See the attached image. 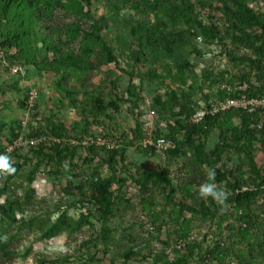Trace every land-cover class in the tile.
Returning a JSON list of instances; mask_svg holds the SVG:
<instances>
[{
  "label": "rangeland",
  "instance_id": "374dc122",
  "mask_svg": "<svg viewBox=\"0 0 264 264\" xmlns=\"http://www.w3.org/2000/svg\"><path fill=\"white\" fill-rule=\"evenodd\" d=\"M29 1L3 14L0 0V50L25 68L0 63V154L16 169L0 174V264H264V129L231 113L187 142L223 85L264 92V0H47L39 31ZM97 137L118 151L78 145ZM159 138L170 147L141 146ZM216 148L213 168L198 161ZM216 169L253 197L235 204Z\"/></svg>",
  "mask_w": 264,
  "mask_h": 264
},
{
  "label": "trees",
  "instance_id": "16d2710c",
  "mask_svg": "<svg viewBox=\"0 0 264 264\" xmlns=\"http://www.w3.org/2000/svg\"><path fill=\"white\" fill-rule=\"evenodd\" d=\"M15 1L17 0H4V4L2 7L1 12L4 14L6 12H8L11 8H13ZM40 1L42 2H47V0H30L29 3H27V7H29L30 10V16L29 18H27V23L29 24V26L31 27H37L38 31L42 28L43 23L41 22V17L40 15H38L37 11H36V7L38 5V3L40 4ZM31 2L33 5H31ZM31 5V6H30ZM30 35H33L30 33ZM19 39L18 34H12L8 39H6L4 41L3 44H1V48H7L9 47L12 43H14L16 40ZM38 40L40 41V47L43 48V42L45 43L46 41V37L40 36L38 38ZM37 43V42H36ZM45 48L48 49L49 46H46V44H44ZM27 48V47H26ZM105 52H106V56L108 57V59L110 61H114L115 59L111 56L110 51L105 48ZM6 54L0 50V63L1 64H5L8 63V67L10 68L12 65H20L22 66V62L21 60H17L15 57L13 59L10 60V62H6ZM24 68V66H22ZM24 73H25V68H24ZM260 75L264 76V68H261L260 71ZM248 84V82H246ZM249 85V88L246 92L248 97H260L262 95H264V92L262 94H256L253 91V87ZM224 95L219 96L218 98L223 97ZM206 104V103H205ZM92 108H94L98 113H104L106 110L111 109V110H115L117 109V106L115 104L109 103V104H105L102 100H100L99 98H96L92 101ZM231 113H240L242 115H244L245 117L249 118L254 125L257 124L258 122V117L256 115H248L244 112H237V111H229L223 114H219L217 116L211 117V116H207L205 117V119L197 125H189L187 127V142L188 144L193 147V141L192 138L194 137H205L208 133L207 128L213 124L214 122H216L221 116L227 115V114H231ZM261 128L264 129V123L262 124ZM262 129V130H263ZM112 138V137H111ZM114 140H116V138H113ZM85 140V139H83ZM116 142L119 144L118 140H116ZM84 149L86 150H102L105 151L107 153H114L117 152V150H113V151H109L106 149H99V148H95L93 146H89V147H84ZM219 156H220V152L218 151V148L214 149L212 152L209 153V155L205 158H200L198 156L197 159L199 162L204 163L207 167L209 168H213L215 166V164L217 163V161L219 160ZM215 179L218 183H224L225 185L228 186L229 190L232 192V194L234 195V203L235 204H240L242 202H246L249 201L251 197H253V194L250 192H244L241 190V186L239 185L238 181L236 180V178L234 177V175L232 174L231 171H220L218 169H216L215 171ZM228 179H230L232 182H230Z\"/></svg>",
  "mask_w": 264,
  "mask_h": 264
},
{
  "label": "built area",
  "instance_id": "2783aa9c",
  "mask_svg": "<svg viewBox=\"0 0 264 264\" xmlns=\"http://www.w3.org/2000/svg\"><path fill=\"white\" fill-rule=\"evenodd\" d=\"M10 71L14 74L24 75V68L20 65H12ZM249 85L246 82H237L232 87L223 85L221 90L224 91V96L221 98L209 99L198 111L194 112L190 117V124H200L207 116H217L229 111L244 112L248 115H256L258 122L255 125L257 128H261L264 123V95L260 97H248L246 92ZM37 93L35 90H30L28 99L33 101ZM44 142V138H43ZM54 143H59V140H53ZM73 145L76 143L71 142ZM21 145V143H20ZM78 145L83 147L93 146L99 149H106L109 151L117 150L119 145L113 138L97 137L93 140H83ZM170 141L159 138L156 140H144L141 142V146L152 147L155 149H167L170 147Z\"/></svg>",
  "mask_w": 264,
  "mask_h": 264
},
{
  "label": "clouds",
  "instance_id": "9594fccd",
  "mask_svg": "<svg viewBox=\"0 0 264 264\" xmlns=\"http://www.w3.org/2000/svg\"><path fill=\"white\" fill-rule=\"evenodd\" d=\"M11 158L7 154H0V174H11L16 171L10 162ZM215 177V172H209V179L212 180ZM199 195L204 198L211 196L218 203L223 204L227 199L228 193L224 190L216 189L214 184L205 183L200 186Z\"/></svg>",
  "mask_w": 264,
  "mask_h": 264
}]
</instances>
